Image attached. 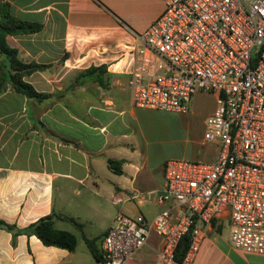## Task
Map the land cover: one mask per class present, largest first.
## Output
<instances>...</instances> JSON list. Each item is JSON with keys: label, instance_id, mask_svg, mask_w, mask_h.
Here are the masks:
<instances>
[{"label": "crops", "instance_id": "crops-1", "mask_svg": "<svg viewBox=\"0 0 264 264\" xmlns=\"http://www.w3.org/2000/svg\"><path fill=\"white\" fill-rule=\"evenodd\" d=\"M0 3L16 18L39 24L35 31L6 33L5 42L19 61L42 64L22 71L21 78L46 93L35 98L15 89L8 79L14 69L0 53V220L11 226L0 223V264H101L85 239L100 251L115 211L149 220L164 207L154 193L163 185L164 161L181 154L177 143L200 146L199 160L214 159L219 143L205 139L203 130L215 95L194 91L192 99L205 95L212 104L197 125L182 116L176 131L175 115L184 111L131 102L127 80L135 34L162 10L163 0ZM89 66L101 69L86 72ZM115 191L122 201L110 199ZM49 212L57 215L55 228L75 236L73 249L44 244L23 230ZM158 247L150 232L128 264H147ZM188 264H264V252L235 249L226 220L216 218Z\"/></svg>", "mask_w": 264, "mask_h": 264}, {"label": "built area", "instance_id": "built-area-1", "mask_svg": "<svg viewBox=\"0 0 264 264\" xmlns=\"http://www.w3.org/2000/svg\"><path fill=\"white\" fill-rule=\"evenodd\" d=\"M135 37L127 80L133 105L186 111L194 91L213 92L203 137L219 145L212 160L164 161L154 193L164 207L149 220L115 211L100 241L101 264H128L150 232L159 247L147 264H188L216 218L226 220L235 249L264 252V0H163Z\"/></svg>", "mask_w": 264, "mask_h": 264}, {"label": "trees", "instance_id": "trees-1", "mask_svg": "<svg viewBox=\"0 0 264 264\" xmlns=\"http://www.w3.org/2000/svg\"><path fill=\"white\" fill-rule=\"evenodd\" d=\"M39 28V24L35 22H28L16 18L11 15L8 6L5 3H0V53L8 61V66L14 69V72L8 73V79L10 84L17 90L23 92L25 95L35 98L44 97L46 93L40 92L34 89V87L27 81L21 78L22 71H28L34 67L41 66L42 64H37L33 62L23 63L19 61L15 56V49L10 47L5 42L6 33H16V32H30L35 31ZM94 69H101V66H89L85 69L86 72H90ZM108 164L114 169L119 170L118 167H114L113 163L115 160L108 159ZM57 215L49 212L44 215L39 216L28 225H26L23 230L34 233L44 244H52L61 247H66L67 249H73L75 246V236L68 230L55 228L53 226V219ZM63 217V216H58ZM71 221H74L71 217H68ZM0 223L4 224L6 227H11L10 224L4 223L0 220ZM85 243L90 254L100 260V251L94 246L91 240L85 239ZM187 243H182L181 240L178 241L175 247V257L180 260L186 250Z\"/></svg>", "mask_w": 264, "mask_h": 264}, {"label": "rangeland", "instance_id": "rangeland-1", "mask_svg": "<svg viewBox=\"0 0 264 264\" xmlns=\"http://www.w3.org/2000/svg\"><path fill=\"white\" fill-rule=\"evenodd\" d=\"M212 104L211 98L205 95H199L195 99H192V94L189 97L187 103V110L175 115V131L179 130L180 124H182V116L184 119H189L190 126L192 127L194 124H198L201 117H203L204 113ZM178 148H180L181 154H178V158H186V159H204V153L200 146H194L191 142L183 144L181 141L176 144ZM65 224L71 226V223L66 222ZM87 227V226H86ZM86 229V228H85ZM88 229V228H87ZM80 245L82 246V241L79 240Z\"/></svg>", "mask_w": 264, "mask_h": 264}, {"label": "water", "instance_id": "water-1", "mask_svg": "<svg viewBox=\"0 0 264 264\" xmlns=\"http://www.w3.org/2000/svg\"><path fill=\"white\" fill-rule=\"evenodd\" d=\"M181 242H182V243H185V242H186V238H185V237H182V238H181Z\"/></svg>", "mask_w": 264, "mask_h": 264}]
</instances>
